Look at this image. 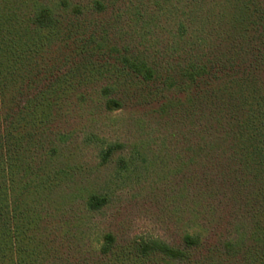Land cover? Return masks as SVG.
I'll use <instances>...</instances> for the list:
<instances>
[{"label":"trees","instance_id":"trees-1","mask_svg":"<svg viewBox=\"0 0 264 264\" xmlns=\"http://www.w3.org/2000/svg\"><path fill=\"white\" fill-rule=\"evenodd\" d=\"M0 264H264V0H0Z\"/></svg>","mask_w":264,"mask_h":264},{"label":"rangeland","instance_id":"rangeland-1","mask_svg":"<svg viewBox=\"0 0 264 264\" xmlns=\"http://www.w3.org/2000/svg\"><path fill=\"white\" fill-rule=\"evenodd\" d=\"M131 115L126 110L114 111L105 116L103 121L109 124V127L101 132L102 136L110 141H121L127 145H132L135 137L129 133V119ZM129 121V122H128ZM155 145L154 147H156ZM129 147V146H127ZM91 160V158L89 159ZM122 177H119V187H116L117 195L110 208L101 218V226L104 230L108 228L109 223L116 225H126L133 235L160 238L168 242L171 241L169 231L164 228L161 221L162 209L166 202L161 200L154 201L145 199L143 195L148 194L147 186L144 180H136L131 183H123ZM127 182V181H126ZM163 189V187H161ZM165 188V187H164ZM163 192L161 193V195ZM167 212V211H166Z\"/></svg>","mask_w":264,"mask_h":264}]
</instances>
